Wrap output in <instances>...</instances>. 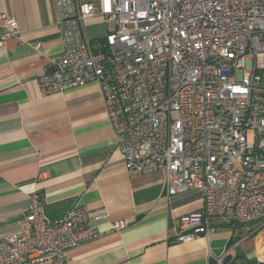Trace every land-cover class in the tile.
I'll return each instance as SVG.
<instances>
[{
    "label": "built area",
    "instance_id": "obj_1",
    "mask_svg": "<svg viewBox=\"0 0 264 264\" xmlns=\"http://www.w3.org/2000/svg\"><path fill=\"white\" fill-rule=\"evenodd\" d=\"M56 7L62 52L40 90L97 85L126 169L164 173L169 197L201 192L202 209L181 216L169 241L209 240L228 214L264 225V0H56ZM97 18L107 30L92 39L86 23ZM20 38L17 21L0 13V47ZM26 224L29 233L0 238V264H66L96 239L85 207L50 223L39 193ZM233 256L231 248L211 257L232 264Z\"/></svg>",
    "mask_w": 264,
    "mask_h": 264
},
{
    "label": "crops",
    "instance_id": "obj_2",
    "mask_svg": "<svg viewBox=\"0 0 264 264\" xmlns=\"http://www.w3.org/2000/svg\"><path fill=\"white\" fill-rule=\"evenodd\" d=\"M20 39L0 47V238L29 233L31 197L39 193L46 219L85 207L96 239L72 250L66 264H214L234 249L232 264H264L262 221H215L207 239L172 244L169 230L181 216L202 209V194L169 197L162 172L135 175L125 167L107 119L100 88L91 84L43 95L39 80L62 52L56 0H0ZM101 18L86 23L102 38ZM128 226L115 231L114 223Z\"/></svg>",
    "mask_w": 264,
    "mask_h": 264
},
{
    "label": "rangeland",
    "instance_id": "obj_3",
    "mask_svg": "<svg viewBox=\"0 0 264 264\" xmlns=\"http://www.w3.org/2000/svg\"><path fill=\"white\" fill-rule=\"evenodd\" d=\"M109 27H110V28H113V27H114V25H113V24H111V25H109Z\"/></svg>",
    "mask_w": 264,
    "mask_h": 264
}]
</instances>
